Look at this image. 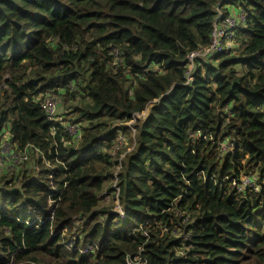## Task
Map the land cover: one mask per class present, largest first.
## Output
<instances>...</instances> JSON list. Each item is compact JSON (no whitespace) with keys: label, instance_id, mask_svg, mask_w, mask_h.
Listing matches in <instances>:
<instances>
[{"label":"trees","instance_id":"1","mask_svg":"<svg viewBox=\"0 0 264 264\" xmlns=\"http://www.w3.org/2000/svg\"><path fill=\"white\" fill-rule=\"evenodd\" d=\"M219 2L0 0V146L39 156L0 179V264H264V0H221L240 46L184 84ZM50 94L77 116L50 121Z\"/></svg>","mask_w":264,"mask_h":264},{"label":"built area","instance_id":"2","mask_svg":"<svg viewBox=\"0 0 264 264\" xmlns=\"http://www.w3.org/2000/svg\"><path fill=\"white\" fill-rule=\"evenodd\" d=\"M233 8L240 9L239 7L233 5H227L222 8L220 0L216 7V17L213 22L212 33L208 45L188 53L183 59L182 63L185 70L184 84L186 86L193 83L195 74L199 68H203L204 65H208V63L211 62L213 58L224 53H233L239 48L238 35L240 28L244 27L246 24L247 14L241 10L236 11L235 14L232 15L231 9ZM114 57L115 63L121 64V57L118 52H114ZM71 90L74 89L71 88ZM59 106L60 104L58 103L57 99L51 95L46 96L41 101V108L50 121H54ZM137 116L141 117L140 114ZM132 123L133 122L128 124V126H130ZM67 126V132L72 137V139L75 142L81 140L82 132L79 125L70 124ZM30 149H32V147H27L24 151L18 152L16 154L13 152L11 146L6 144L2 152V156L0 157V165H5L9 160H12L16 165L26 163L29 160ZM36 152L38 151L36 150ZM256 185L258 186L257 180L250 176H243L238 181L233 182V186L239 192L247 189L258 190L259 186L257 188ZM113 187L115 190H117L115 182ZM115 211L121 216H124L119 204L117 205ZM174 236L176 238H183L185 234H182V232H174ZM92 251V248L89 247L81 251V254L85 255ZM142 252L143 249L140 248L136 256H128L126 259V264H147V261L141 255Z\"/></svg>","mask_w":264,"mask_h":264},{"label":"rangeland","instance_id":"3","mask_svg":"<svg viewBox=\"0 0 264 264\" xmlns=\"http://www.w3.org/2000/svg\"><path fill=\"white\" fill-rule=\"evenodd\" d=\"M236 11H241V9H236V8H233L231 9V12H232V15L235 14ZM239 42V41H238ZM239 46H240V43H239ZM207 66H210V67H215V66H218V63H216L214 60H212L211 62L208 63ZM52 97L56 98L57 101L61 102L62 103V107L59 106V109L58 111L60 112L58 114V111H57V115L56 117L54 118V121L55 122H64L65 121V116L71 120L73 118H75L77 116V110H76V107L78 106V103L77 102H69L67 103L66 105H64V100L62 98H58L57 96H54L53 94H50ZM2 99L0 97V105L2 104ZM149 106L147 107V109L142 113L140 114L141 118L145 117L146 114L148 113L149 111ZM145 114V115H143ZM7 138V136H6ZM127 143H126V146H117L116 147V150L115 152H118V151H122L124 150L125 148H128L129 147V138L127 136ZM8 144L7 140H4L0 146V155L2 156V152L4 150V147L5 145ZM12 148V147H11ZM13 150V148H12ZM14 153H18L17 150H13ZM42 158V157H40ZM39 160V156L35 155V154H32L31 150H30V154H29V160L26 162V163H22L20 165H16L12 160H9L5 165H0V179H2L3 176H7L8 179H10V176H13V180H15V178H17L18 176H21V173L23 171H27L29 172L31 169H34L36 165V161ZM256 175V174H255ZM257 177V175H256ZM257 184H258V179H257ZM114 185V184H113ZM256 187L258 188V186L256 185ZM113 197L114 195L111 194L109 195L108 197H104L107 199V202L108 204H110L112 201H113ZM120 211V210H118ZM182 232V234L184 233L183 229L179 230ZM76 234L72 235L71 238H74ZM68 237H70V234H68Z\"/></svg>","mask_w":264,"mask_h":264}]
</instances>
